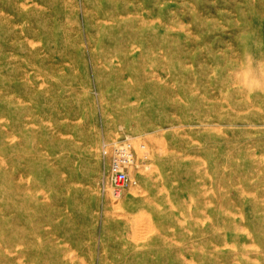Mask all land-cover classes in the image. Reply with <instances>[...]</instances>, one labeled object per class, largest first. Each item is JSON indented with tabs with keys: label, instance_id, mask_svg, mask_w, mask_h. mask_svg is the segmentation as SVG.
I'll use <instances>...</instances> for the list:
<instances>
[{
	"label": "rangeland",
	"instance_id": "374dc122",
	"mask_svg": "<svg viewBox=\"0 0 264 264\" xmlns=\"http://www.w3.org/2000/svg\"><path fill=\"white\" fill-rule=\"evenodd\" d=\"M263 78L264 0H0V264H264Z\"/></svg>",
	"mask_w": 264,
	"mask_h": 264
},
{
	"label": "built area",
	"instance_id": "2783aa9c",
	"mask_svg": "<svg viewBox=\"0 0 264 264\" xmlns=\"http://www.w3.org/2000/svg\"><path fill=\"white\" fill-rule=\"evenodd\" d=\"M102 156L112 194L119 198L129 187L137 185L136 169L145 165L146 145L135 144L131 137L103 142ZM140 158V160H139Z\"/></svg>",
	"mask_w": 264,
	"mask_h": 264
},
{
	"label": "crops",
	"instance_id": "0c3cea01",
	"mask_svg": "<svg viewBox=\"0 0 264 264\" xmlns=\"http://www.w3.org/2000/svg\"><path fill=\"white\" fill-rule=\"evenodd\" d=\"M136 176H137V179H139L140 175L137 174Z\"/></svg>",
	"mask_w": 264,
	"mask_h": 264
},
{
	"label": "bare ground",
	"instance_id": "6f19581e",
	"mask_svg": "<svg viewBox=\"0 0 264 264\" xmlns=\"http://www.w3.org/2000/svg\"><path fill=\"white\" fill-rule=\"evenodd\" d=\"M260 77H261V76H260ZM256 79H257V78H256ZM263 79H264V78H263ZM254 80H255V79H254ZM251 82H252V81H251ZM254 83H255V82H254ZM254 83H253V84H254ZM250 85H251V84H250Z\"/></svg>",
	"mask_w": 264,
	"mask_h": 264
}]
</instances>
